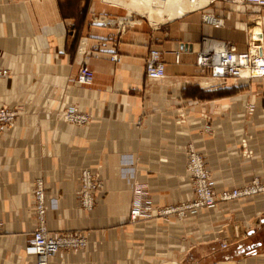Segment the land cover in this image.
I'll return each mask as SVG.
<instances>
[{"label":"crops","instance_id":"0c3cea01","mask_svg":"<svg viewBox=\"0 0 264 264\" xmlns=\"http://www.w3.org/2000/svg\"><path fill=\"white\" fill-rule=\"evenodd\" d=\"M124 7L113 0H0V66L9 69L0 105L19 112L13 128L0 129V264H35L25 251L35 177L55 203L46 212L48 229L87 238L84 249L61 251L48 264H264L260 242L229 252L264 224V197L188 211L183 219L128 218L136 180L147 184L153 208L193 197L184 168L189 145L204 156L216 190L264 179V81L214 86L194 63L202 37L238 51L246 50L248 30H260L264 41V7L210 0L157 26L142 19L120 34L111 20L128 14ZM204 14L222 25L205 23ZM150 48L164 61L157 81L143 71ZM82 64L93 81L76 84L73 102L90 120L77 126L58 111ZM83 167L104 183L92 213L78 205ZM224 239L229 244L221 248Z\"/></svg>","mask_w":264,"mask_h":264},{"label":"built area","instance_id":"2783aa9c","mask_svg":"<svg viewBox=\"0 0 264 264\" xmlns=\"http://www.w3.org/2000/svg\"><path fill=\"white\" fill-rule=\"evenodd\" d=\"M157 3V0H156ZM245 7L254 6L263 8L264 0H240ZM142 18L133 17L132 14L116 16L111 23L122 34L134 24L140 23ZM149 21V20H148ZM203 21L211 26L219 27L222 19L212 14H204ZM150 22V21H149ZM151 25L157 26L156 24ZM159 25V24H158ZM202 46L196 52L195 66L197 69L214 80V86H228L236 84L240 79L264 80V41L261 43L253 39L247 31L246 50L238 51L233 43L213 40L202 37ZM259 49L261 50L259 52ZM176 62L179 61L180 50L175 51ZM115 59L114 56H111ZM144 74L150 80H159L165 77L164 61L161 51L150 48L144 60ZM9 75V69L0 66V83ZM93 81V71L82 64L73 82L65 90L68 100L61 103L58 114L60 118L77 126H83L90 120V114L78 109L73 97L76 93V84L89 86ZM19 112L16 108L0 105V129L14 127ZM243 154L249 156L252 152L246 147V140L242 139ZM185 172L193 191V197L176 204L163 205L153 208L148 200V187L143 181L136 180L131 188V201L128 210V218L131 222L152 216L175 215L183 219L188 211L208 208L219 202H229L235 199L250 197L253 195L264 196V179L258 176L252 177L242 184L222 187L216 190L211 181L209 168L205 164L202 153L187 146ZM95 171L87 167L80 168L77 179L78 205L84 211H91L96 204L97 197L102 194L103 183ZM30 195L34 213V227L29 244L25 247L28 254L36 257L35 264H48L51 257L61 251H76L84 249L87 238L81 231H51L46 225V212L55 207L53 199H48L41 178H35L30 184ZM221 248H226V240L220 242Z\"/></svg>","mask_w":264,"mask_h":264},{"label":"rangeland","instance_id":"374dc122","mask_svg":"<svg viewBox=\"0 0 264 264\" xmlns=\"http://www.w3.org/2000/svg\"><path fill=\"white\" fill-rule=\"evenodd\" d=\"M113 2H115V3H117V4H123V5H125V7L128 9V12L127 13H130V14H132L133 15V17H136V18H142V19H144V20H146V21H150V23H152V24H156V25H158V24H160V23H162L163 21L160 19H158L159 17H157V11H158V8L160 7V6H162V19L163 18H166L167 17V15H168V11L165 9V7L167 6V5H165L164 4V2H165V0H157V3L160 5H155V6H153V5H151L150 3L149 4H146V6H144V7H142V8H139V7H137V5H136V3H137V0H113ZM134 2V3H133ZM207 2H208V0H207ZM207 4V3H206ZM205 4V5H206ZM204 5V6H205ZM124 7V8H125ZM155 7H156V9H155ZM203 7V6H202ZM254 6H251V7H246L248 10H250L251 11V9L253 8ZM125 8V9H126ZM196 9V8H195ZM188 10H191V9H188ZM188 10H186L185 12H187ZM103 19L104 18H99V19H97V21L99 20V21H103ZM261 81H264V80H261ZM247 115H252L251 113H253L254 111V105L253 104H251V103H249V104H247ZM61 116L59 115V118H60ZM61 119V118H60ZM71 124V123H70ZM99 176V175H98ZM259 177V176H258ZM35 178H41V177H35ZM34 178V179H35ZM100 180H101V178L100 177H98ZM261 178V177H260ZM42 179V178H41ZM33 180V179H32ZM31 180V181H32ZM43 180V179H42ZM101 182L103 183V181L101 180ZM44 183V182H43ZM30 184H31V182H30ZM104 184V183H103ZM240 184H242V183H240ZM236 185H239V184H236ZM232 186H235V185H232ZM231 187V186H230ZM103 190H104V185H103ZM103 190H102V192H103ZM29 193H30V185H29ZM100 195H102V194H100ZM99 195V196H100ZM253 196H261V197H264L263 195H253ZM252 196H250V197H243V198H239V199H235V200H232V201H229V202H219V203H217V204H221V203H224V204H231V203H233V202H236V201H238V200H241V199H250ZM31 199H32V197H31ZM182 202V201H181ZM94 209H95V206L93 207V209L91 210V211H87V212H90V213H92L93 211H94ZM32 211H33V207H32ZM33 221H34V213H33ZM130 221V220H129ZM69 231H71V230H69ZM225 240V239H224ZM227 241V243L229 244V241L228 240H226ZM258 242H260V243H262V245H261V248H260V250H262V251H264V224H261L260 225V227L258 228V230H257V232L255 233V234H253L252 236H250L249 238H247L246 240H242V241H240V242H238V243H236V244H234L233 246H231L230 247V249H229V252H237V250L238 249H240V248H244V249H246L247 247H249V248H256L255 246H256V244L258 243ZM27 246V245H26Z\"/></svg>","mask_w":264,"mask_h":264},{"label":"bare ground","instance_id":"6f19581e","mask_svg":"<svg viewBox=\"0 0 264 264\" xmlns=\"http://www.w3.org/2000/svg\"><path fill=\"white\" fill-rule=\"evenodd\" d=\"M210 0H208L209 2ZM240 1V0H239ZM207 0H165L164 4L167 5L165 7V9L168 11V15L166 18L162 19V6H160L158 3H156V0H137V7L142 8L144 6H146V4H151L153 6L155 5H159L160 7L158 8L157 13V17H159L158 19L164 21H167L173 17L179 16V15H183L185 13L186 10L188 9H195V8H200L203 5H205L206 3H208ZM134 3V2H133ZM156 9V7H155ZM252 9H255V7H253ZM256 9H259L256 7ZM254 16V15H253ZM97 20V18H96ZM253 22V21H251ZM250 35L253 37V39H257V41L261 40L259 39L261 36V31L260 30H256L253 29L252 31H250Z\"/></svg>","mask_w":264,"mask_h":264},{"label":"water","instance_id":"95a60500","mask_svg":"<svg viewBox=\"0 0 264 264\" xmlns=\"http://www.w3.org/2000/svg\"><path fill=\"white\" fill-rule=\"evenodd\" d=\"M259 43H261V40H259L258 41ZM185 46V45H184ZM261 50L259 49V52H260ZM164 264H178L177 262H175V261H171V262H167V263H164Z\"/></svg>","mask_w":264,"mask_h":264}]
</instances>
